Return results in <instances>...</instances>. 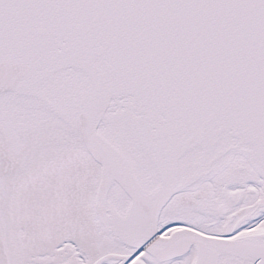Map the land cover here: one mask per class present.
<instances>
[{
    "label": "snow or ice",
    "instance_id": "snow-or-ice-1",
    "mask_svg": "<svg viewBox=\"0 0 264 264\" xmlns=\"http://www.w3.org/2000/svg\"><path fill=\"white\" fill-rule=\"evenodd\" d=\"M0 264H264V0H0Z\"/></svg>",
    "mask_w": 264,
    "mask_h": 264
}]
</instances>
